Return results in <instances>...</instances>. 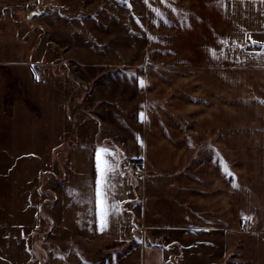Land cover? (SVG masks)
Here are the masks:
<instances>
[{"label": "crops", "instance_id": "crops-1", "mask_svg": "<svg viewBox=\"0 0 264 264\" xmlns=\"http://www.w3.org/2000/svg\"><path fill=\"white\" fill-rule=\"evenodd\" d=\"M167 2L157 0V22L172 5L178 40L188 36L191 44L200 35L189 54L204 63L173 66L171 97L158 100L156 113L171 115L172 128L131 139L139 179L109 157L116 210L101 232L96 151L98 143L112 145L103 137L66 150L67 91L56 92L53 114L38 102L36 53L12 43L19 10L0 0V264H264V0ZM161 67L163 88L168 69ZM37 115H51L43 146ZM67 151L60 181L44 191L43 176L57 172L54 155ZM51 191L56 210L44 241L36 236Z\"/></svg>", "mask_w": 264, "mask_h": 264}, {"label": "rangeland", "instance_id": "rangeland-1", "mask_svg": "<svg viewBox=\"0 0 264 264\" xmlns=\"http://www.w3.org/2000/svg\"><path fill=\"white\" fill-rule=\"evenodd\" d=\"M28 1L4 0L6 9L19 10L17 18L21 24L16 23L14 29L10 27L9 30L14 32L12 43L36 53L31 75L37 84L38 102L44 109L48 104L53 114L58 101L56 92L63 90V97L67 91L64 96L69 118L66 150L74 143L101 142L104 137L112 147L99 143L97 147L107 149L112 154L111 159L114 157L120 162L126 176L139 179L134 165L141 164L135 153L128 150L131 139L139 143L143 130L157 126L172 128L171 115H156L157 107L163 106L158 100L167 102L171 97L174 65L204 63V56L192 53L200 35L196 34L191 44L188 36L180 42L171 23L172 5L167 4L164 8V23H158L157 0L152 6L148 4L153 0H34L32 9L27 8ZM39 8L45 13L35 16L34 24H29L26 14ZM5 24L13 25L8 17ZM157 65L168 69L164 72L169 85L163 88L158 87L159 74L163 70L158 71ZM165 106L171 107V104ZM142 109H147V115L141 112ZM110 111L116 115H108ZM103 112L106 115H94ZM167 113H171V109H167ZM37 116V139L43 146L50 133L44 135L51 115ZM19 129L25 130L20 126ZM40 154L46 156V152ZM67 155L68 151L54 155L58 162L57 172L43 176L44 191L49 183L51 189H55ZM96 176L98 179L97 171ZM45 193L42 222L36 236L41 240L48 236L51 213L56 210L53 192Z\"/></svg>", "mask_w": 264, "mask_h": 264}, {"label": "snow or ice", "instance_id": "snow-or-ice-1", "mask_svg": "<svg viewBox=\"0 0 264 264\" xmlns=\"http://www.w3.org/2000/svg\"><path fill=\"white\" fill-rule=\"evenodd\" d=\"M161 2H164V0H161ZM157 15L162 16V14H160L159 12H157ZM111 155L112 154L107 149H97L96 151L98 179L96 181L95 196L99 209V230L101 232H103L107 228V220L109 215L113 214L116 210V206L110 204L108 200L110 180L112 174L115 171V165L109 159ZM233 186L236 187V185ZM243 219L249 220L251 218L243 217Z\"/></svg>", "mask_w": 264, "mask_h": 264}, {"label": "built area", "instance_id": "built-area-1", "mask_svg": "<svg viewBox=\"0 0 264 264\" xmlns=\"http://www.w3.org/2000/svg\"><path fill=\"white\" fill-rule=\"evenodd\" d=\"M34 5V0H29L27 3V8L32 9ZM134 169L137 172H142L143 171V167L141 165L135 164L134 165ZM174 264H178V261L174 262Z\"/></svg>", "mask_w": 264, "mask_h": 264}, {"label": "water", "instance_id": "water-1", "mask_svg": "<svg viewBox=\"0 0 264 264\" xmlns=\"http://www.w3.org/2000/svg\"><path fill=\"white\" fill-rule=\"evenodd\" d=\"M43 13V10H36V11H33L31 12L29 15H28V19H32L33 17L35 16H39Z\"/></svg>", "mask_w": 264, "mask_h": 264}]
</instances>
